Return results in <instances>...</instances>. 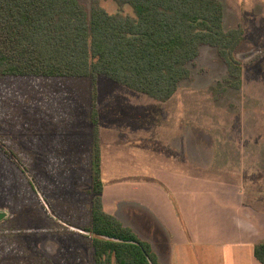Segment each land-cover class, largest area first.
Segmentation results:
<instances>
[{
  "label": "rangeland",
  "instance_id": "rangeland-1",
  "mask_svg": "<svg viewBox=\"0 0 264 264\" xmlns=\"http://www.w3.org/2000/svg\"><path fill=\"white\" fill-rule=\"evenodd\" d=\"M80 1L88 9L92 4ZM221 1L223 28L243 31L235 52L242 64L238 89L224 83L225 65L208 46L200 47L189 66L190 78L166 102L104 77L97 78L93 88L90 78L46 81L0 75V212L5 213L0 231H52L61 222L71 228L64 217L78 206L80 224H85L90 188L86 153L94 100L102 130L127 125L153 142L175 137L191 153L193 167L223 171L224 178L254 196L264 211V0ZM98 4L110 14L119 10L113 0ZM122 10L133 15L129 6ZM63 121L67 123L61 127ZM62 145L66 147L60 154L66 160L48 175L41 166L45 151L52 154ZM70 159L74 162H66ZM64 242L69 244L65 258H74L76 244ZM81 249L88 257V249Z\"/></svg>",
  "mask_w": 264,
  "mask_h": 264
},
{
  "label": "trees",
  "instance_id": "trees-1",
  "mask_svg": "<svg viewBox=\"0 0 264 264\" xmlns=\"http://www.w3.org/2000/svg\"><path fill=\"white\" fill-rule=\"evenodd\" d=\"M113 1L119 10L110 14L98 0L89 9L80 0H0V75L90 78L93 88L104 77L166 102L190 78L200 47L208 46L225 65L224 83L240 87L235 52L243 31L223 28L221 0ZM91 123L89 223L77 227L91 250L90 264H160L147 241L103 209L95 102ZM254 256L264 264V242L255 244Z\"/></svg>",
  "mask_w": 264,
  "mask_h": 264
},
{
  "label": "crops",
  "instance_id": "crops-1",
  "mask_svg": "<svg viewBox=\"0 0 264 264\" xmlns=\"http://www.w3.org/2000/svg\"><path fill=\"white\" fill-rule=\"evenodd\" d=\"M95 107L97 112L96 103ZM109 129L98 126L103 209L147 241L160 264H260L254 246L264 242V211L258 209L254 196L224 178L223 171L208 173L193 167L191 153L175 137L153 142L131 126ZM92 134L93 125L86 153L89 170ZM59 147L52 154L45 151L48 161L43 159L41 166L48 175L66 160L60 154L66 146ZM79 212L78 206L64 217L71 228L61 222L64 225L57 224L52 231H0V264H90L85 233L77 228ZM64 240L76 244L74 250L70 248L74 258H65L69 244ZM81 245L88 249V257Z\"/></svg>",
  "mask_w": 264,
  "mask_h": 264
},
{
  "label": "water",
  "instance_id": "water-1",
  "mask_svg": "<svg viewBox=\"0 0 264 264\" xmlns=\"http://www.w3.org/2000/svg\"><path fill=\"white\" fill-rule=\"evenodd\" d=\"M3 217H5V213L0 212V220H1Z\"/></svg>",
  "mask_w": 264,
  "mask_h": 264
}]
</instances>
